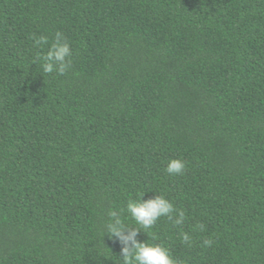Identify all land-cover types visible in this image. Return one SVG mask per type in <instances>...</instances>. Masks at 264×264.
<instances>
[{"label": "trees", "instance_id": "1", "mask_svg": "<svg viewBox=\"0 0 264 264\" xmlns=\"http://www.w3.org/2000/svg\"><path fill=\"white\" fill-rule=\"evenodd\" d=\"M142 193L185 218L140 242L264 264V0H0V264H122L104 226Z\"/></svg>", "mask_w": 264, "mask_h": 264}, {"label": "clouds", "instance_id": "2", "mask_svg": "<svg viewBox=\"0 0 264 264\" xmlns=\"http://www.w3.org/2000/svg\"><path fill=\"white\" fill-rule=\"evenodd\" d=\"M46 37L35 39V46L43 47L47 43ZM72 55L68 42L62 37V34L56 33V40L51 45L46 55L40 57L44 63L43 72H58L64 75L70 67V57ZM186 169V164L181 159H172L168 162L166 171L170 175H182ZM144 193L138 200H129L127 203V213L139 227L132 228L125 224L122 216H117V211H109V215L115 217L114 221L104 226L105 230L111 237L119 238L125 245L122 248V264H179L172 256L170 250L161 243L149 244L140 242L137 239L140 229L146 233L152 229L161 217H167L173 221V224L180 226L184 223V213L180 212V219L173 220L175 214L174 205L164 196L159 195L147 201L143 200ZM200 231L204 230L203 224L196 226ZM128 231L129 234L124 233ZM182 242L191 247L192 236L188 232H182ZM212 240H205L204 246L210 247Z\"/></svg>", "mask_w": 264, "mask_h": 264}]
</instances>
